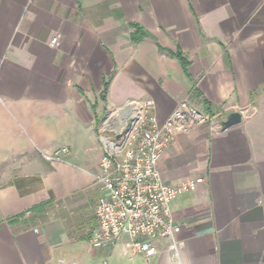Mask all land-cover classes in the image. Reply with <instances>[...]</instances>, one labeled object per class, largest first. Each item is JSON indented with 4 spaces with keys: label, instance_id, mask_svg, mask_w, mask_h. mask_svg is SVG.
I'll use <instances>...</instances> for the list:
<instances>
[{
    "label": "crops",
    "instance_id": "1",
    "mask_svg": "<svg viewBox=\"0 0 264 264\" xmlns=\"http://www.w3.org/2000/svg\"><path fill=\"white\" fill-rule=\"evenodd\" d=\"M131 23L153 37L134 43ZM149 100L161 121L182 101L216 121L179 128L160 159L165 181L204 182L171 203L179 255L164 239L147 260L126 235L91 239L104 119ZM95 262L264 264V0H0V264Z\"/></svg>",
    "mask_w": 264,
    "mask_h": 264
},
{
    "label": "built area",
    "instance_id": "2",
    "mask_svg": "<svg viewBox=\"0 0 264 264\" xmlns=\"http://www.w3.org/2000/svg\"><path fill=\"white\" fill-rule=\"evenodd\" d=\"M51 42L55 44L57 38ZM131 105L125 115L130 121L134 119L131 128L126 130V120L112 135L101 136L103 155L96 176L100 190L95 208L98 227L91 244L109 247L126 235V251L148 260L159 253V241L165 239L172 241L171 249L178 256L175 239L180 226L174 223L171 203L181 194L196 191L204 178L170 183L163 179L159 163L179 128L187 130L188 123L204 121L207 116L190 101H182L164 121L151 100ZM66 152L68 149L62 148L46 157L60 160Z\"/></svg>",
    "mask_w": 264,
    "mask_h": 264
},
{
    "label": "trees",
    "instance_id": "3",
    "mask_svg": "<svg viewBox=\"0 0 264 264\" xmlns=\"http://www.w3.org/2000/svg\"><path fill=\"white\" fill-rule=\"evenodd\" d=\"M131 27H132V32H131V40L134 42V43H138V42H141L143 41L146 37H153L152 35H150V33L140 24L138 23H131ZM161 49H163L161 46H160ZM173 55L175 57L178 58V60L181 62L182 64V67L184 69V71L186 73H188V67L190 65V62L189 60L187 59V57L184 55V53L181 51V50H177L176 52L173 53ZM113 74L114 73H111L105 80H104V89L102 91V98L103 99H106V95H107V91H108V87H109V84L111 82V79L113 77ZM205 104V111L207 113H209L210 115H213L214 114V110H213V106L208 103V102H204ZM44 205H37L35 207H33L32 209H30V212H33V213H40L41 212V208L43 207ZM23 215V214H21ZM19 215V216H21Z\"/></svg>",
    "mask_w": 264,
    "mask_h": 264
},
{
    "label": "rangeland",
    "instance_id": "4",
    "mask_svg": "<svg viewBox=\"0 0 264 264\" xmlns=\"http://www.w3.org/2000/svg\"><path fill=\"white\" fill-rule=\"evenodd\" d=\"M199 109L203 113H205V115L207 116L206 119L202 123H205L206 125L211 126V124L216 121V118L211 117L212 115L207 113L204 110V108H199ZM115 117L116 116H112L111 118L104 119L105 121L103 120L104 122H106V128H109L111 130L110 133H114L120 127V125H122L126 120L128 122H130V120L126 119L125 116L123 117V119H120L119 121H116ZM104 122L102 124H104ZM197 122H200V121L198 120ZM95 264H96V262H95Z\"/></svg>",
    "mask_w": 264,
    "mask_h": 264
},
{
    "label": "water",
    "instance_id": "5",
    "mask_svg": "<svg viewBox=\"0 0 264 264\" xmlns=\"http://www.w3.org/2000/svg\"><path fill=\"white\" fill-rule=\"evenodd\" d=\"M133 121L134 119H131L126 130H129L131 128ZM241 121H242V113L240 111H233L229 113L227 117L221 121V128L222 130H226L232 126L239 124Z\"/></svg>",
    "mask_w": 264,
    "mask_h": 264
},
{
    "label": "bare ground",
    "instance_id": "6",
    "mask_svg": "<svg viewBox=\"0 0 264 264\" xmlns=\"http://www.w3.org/2000/svg\"><path fill=\"white\" fill-rule=\"evenodd\" d=\"M133 112H134V110H133L132 112H130L129 115H130L131 113H133Z\"/></svg>",
    "mask_w": 264,
    "mask_h": 264
}]
</instances>
